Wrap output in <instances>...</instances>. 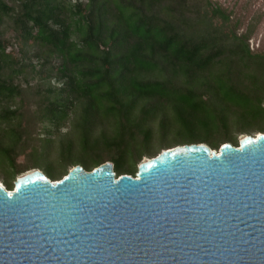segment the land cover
Listing matches in <instances>:
<instances>
[{
  "label": "trees",
  "instance_id": "trees-1",
  "mask_svg": "<svg viewBox=\"0 0 264 264\" xmlns=\"http://www.w3.org/2000/svg\"><path fill=\"white\" fill-rule=\"evenodd\" d=\"M243 25L214 0H0L8 187L52 157L54 180L60 165L107 161L135 177L161 148L218 133L225 140L208 145L219 150L239 146L235 132L264 133V49L251 46L255 24ZM34 126L46 137L31 146ZM22 155L35 163L20 168Z\"/></svg>",
  "mask_w": 264,
  "mask_h": 264
},
{
  "label": "water",
  "instance_id": "water-1",
  "mask_svg": "<svg viewBox=\"0 0 264 264\" xmlns=\"http://www.w3.org/2000/svg\"><path fill=\"white\" fill-rule=\"evenodd\" d=\"M0 264H264V133L0 185Z\"/></svg>",
  "mask_w": 264,
  "mask_h": 264
},
{
  "label": "rangeland",
  "instance_id": "rangeland-1",
  "mask_svg": "<svg viewBox=\"0 0 264 264\" xmlns=\"http://www.w3.org/2000/svg\"><path fill=\"white\" fill-rule=\"evenodd\" d=\"M216 2L221 3L222 5H224L226 8H228L231 11H234L235 15L240 18L244 25L242 26L241 31L245 30L246 27L249 25V23L253 22L255 24V33L253 38L251 39V46L254 49H264V0H214ZM10 51L13 50V48H9ZM14 55H19V50L18 48H15L14 52H12ZM70 129V123H68V125L66 126V128H64L62 130V134H66L67 131ZM32 132V138L30 142L31 146H35L37 144L40 143V141L46 137L44 135H42V127L41 126H34L31 129ZM254 134H259V131H249L248 133L245 134H240V133H234V136L237 135L238 140H239V144H240V140L245 136V135H254ZM203 138L205 140H207L206 144H209V140H216V141H223L225 140V136L218 134V133H211L208 135H204ZM163 150L165 149H160L159 153H161ZM157 153V154H159ZM147 158H151L149 156H145L141 163L147 159ZM41 162V161H40ZM107 162H111V161H107ZM34 157L31 156H25L22 155L19 157L18 159V164L20 168H26L28 166H31L32 164H34ZM48 163H55V159L54 157L49 158V159H45L42 160L41 164L39 167L36 168H32L29 169L27 171H24L23 173L17 175L14 179H13V189L11 190L6 181L8 180V178L5 176L4 173H2L0 171V185L3 184L4 187L8 190V191H13L15 190V182L17 181V178L27 172H30L32 170H36L39 169L41 171H43L46 174V167L48 165ZM113 163V162H112ZM140 163V164H141ZM114 164V163H113ZM137 165V170L139 169V165ZM77 165H82V164H77ZM75 165V166H77ZM73 165H60L59 167H56L54 169L56 178L58 180L62 179L65 175V169H67V171L69 172L73 167H75ZM138 172L135 173V177L137 175ZM54 180V179H51ZM56 180H54L55 182Z\"/></svg>",
  "mask_w": 264,
  "mask_h": 264
},
{
  "label": "bare ground",
  "instance_id": "bare-ground-1",
  "mask_svg": "<svg viewBox=\"0 0 264 264\" xmlns=\"http://www.w3.org/2000/svg\"><path fill=\"white\" fill-rule=\"evenodd\" d=\"M1 185H3V184H1ZM4 186V185H3Z\"/></svg>",
  "mask_w": 264,
  "mask_h": 264
}]
</instances>
